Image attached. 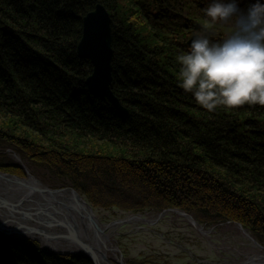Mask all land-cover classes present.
Segmentation results:
<instances>
[{
  "label": "trees",
  "instance_id": "obj_1",
  "mask_svg": "<svg viewBox=\"0 0 264 264\" xmlns=\"http://www.w3.org/2000/svg\"><path fill=\"white\" fill-rule=\"evenodd\" d=\"M210 2L0 0V171L24 175L10 152L67 179L94 208H176L238 223L264 246V106L209 112L178 83L192 35L227 32L208 25ZM98 3L110 15L111 90L126 114L87 91L91 64L76 56L81 19ZM0 264L92 263L0 232Z\"/></svg>",
  "mask_w": 264,
  "mask_h": 264
},
{
  "label": "rangeland",
  "instance_id": "obj_2",
  "mask_svg": "<svg viewBox=\"0 0 264 264\" xmlns=\"http://www.w3.org/2000/svg\"><path fill=\"white\" fill-rule=\"evenodd\" d=\"M6 154L22 167L24 175L0 173L20 180L36 179L40 186L74 192L86 201L100 224L105 226L108 257L112 264H248L255 255L264 254L259 248L264 246L238 223L197 219L193 214L176 208L161 211L146 209L141 212L94 208L82 194L71 187L67 179L53 177L43 166L29 165L15 154ZM36 191L46 193L39 191L38 185ZM41 194L37 197H43ZM3 201L9 208L5 207ZM40 203L43 200L29 197L10 202L0 194V224L5 225V222L12 220L19 231L29 232L26 236L17 238L9 234L12 238L32 241L47 251L49 249L42 246L45 242L54 248V251L49 250L51 253H63L60 249L73 243L74 234L60 218L51 216L53 208L41 205L42 207H36L33 211H26L30 205ZM40 209L43 213L37 212ZM2 210L11 212L12 218H9L8 213L6 217ZM30 215L32 216L29 217Z\"/></svg>",
  "mask_w": 264,
  "mask_h": 264
},
{
  "label": "clouds",
  "instance_id": "obj_3",
  "mask_svg": "<svg viewBox=\"0 0 264 264\" xmlns=\"http://www.w3.org/2000/svg\"><path fill=\"white\" fill-rule=\"evenodd\" d=\"M240 4L211 0L201 11L210 27L228 26L226 34L197 32L177 57L179 86L209 112L264 106V0Z\"/></svg>",
  "mask_w": 264,
  "mask_h": 264
},
{
  "label": "water",
  "instance_id": "obj_4",
  "mask_svg": "<svg viewBox=\"0 0 264 264\" xmlns=\"http://www.w3.org/2000/svg\"><path fill=\"white\" fill-rule=\"evenodd\" d=\"M81 37L76 45V56L79 59L87 60L91 64V73L85 79V86L87 91L95 98L100 100H106L117 112L120 114H126L127 110L120 104L118 98L114 95L111 90L112 83V65L111 60L113 56V50L111 47L112 34H111V19L106 8L98 3L94 8L87 12L81 19ZM198 30L199 26H195ZM1 31L4 35H12V29L9 27H2ZM188 40L187 44L189 46L191 39ZM0 176L5 178H16L10 175L0 173ZM8 180V179H7ZM38 190L41 192H46L49 194H54L58 196L65 195L69 193L62 189H48L46 187L38 185ZM74 193V192H72ZM77 197L81 198L77 193H74ZM82 199V198H81ZM83 201V199H82ZM5 207L9 208L7 203L3 201ZM84 203V201H83ZM74 211L81 220L82 214L85 213L84 206L76 200ZM38 213H43V210H38ZM30 215L29 217H31ZM94 223L100 224L96 217L88 216ZM81 239L84 245L85 253L79 252H63L60 254H72V255H82L85 256L92 264H98L96 260L97 252L92 247L90 241L86 237L84 230L81 227ZM0 232L8 235L9 233L0 229ZM45 250V249H44ZM48 252H51L47 250ZM112 264V263H111Z\"/></svg>",
  "mask_w": 264,
  "mask_h": 264
},
{
  "label": "bare ground",
  "instance_id": "obj_5",
  "mask_svg": "<svg viewBox=\"0 0 264 264\" xmlns=\"http://www.w3.org/2000/svg\"><path fill=\"white\" fill-rule=\"evenodd\" d=\"M8 179V180H7ZM39 184V181L36 179H25L20 180L17 178H5L3 176H0V194H2L7 201L15 202L18 201V199L29 197L32 199H36L42 201L43 203H40L36 206L30 205L26 211H33L36 207H48L53 208L54 211L51 212V216L60 218L65 226L68 228V230L74 234V237H72V244L64 246V248L60 249L61 251H70V252H79V253H85L84 245L81 239V227L84 230L86 237L90 241L92 247L95 249V251L98 253L96 256V260L98 264H111L108 257V244L106 241L108 240V235L104 232L105 226L99 225L94 223V220H90L88 216L96 217L93 210L89 207V205L86 203L85 200L84 203L81 198L77 197L74 193L69 192L65 195L58 196L54 194H41L40 192L36 191V187ZM39 194L43 195V197L39 198ZM76 200L79 201L83 206L85 213L82 214L81 220H78V217L76 215V212L74 211ZM14 208V206H13ZM3 211V210H2ZM6 213V211H3ZM9 218H12V213L7 212ZM7 213L5 214L6 217ZM166 213V212H165ZM164 213V214H165ZM182 216H184L187 219H190L183 213H180ZM50 218V216H49ZM0 228L5 229L12 237H24L29 232L19 231L17 227L15 226L14 222L10 220L9 222H5V225L0 224ZM31 235V233H30ZM247 236V235H246ZM255 244V243H254ZM50 244H46L45 242L42 244V246L46 249L54 251V248L49 246ZM257 245V244H255ZM262 251H264V248L259 247ZM248 264H264V254H258L255 255L254 258H252Z\"/></svg>",
  "mask_w": 264,
  "mask_h": 264
}]
</instances>
